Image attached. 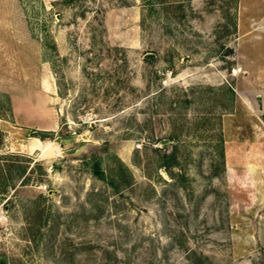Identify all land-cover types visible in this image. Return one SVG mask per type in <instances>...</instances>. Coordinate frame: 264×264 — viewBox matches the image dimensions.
<instances>
[{
	"label": "rangeland",
	"instance_id": "rangeland-1",
	"mask_svg": "<svg viewBox=\"0 0 264 264\" xmlns=\"http://www.w3.org/2000/svg\"><path fill=\"white\" fill-rule=\"evenodd\" d=\"M16 1L0 262L264 264V121L245 78L264 65V0Z\"/></svg>",
	"mask_w": 264,
	"mask_h": 264
},
{
	"label": "crops",
	"instance_id": "crops-1",
	"mask_svg": "<svg viewBox=\"0 0 264 264\" xmlns=\"http://www.w3.org/2000/svg\"><path fill=\"white\" fill-rule=\"evenodd\" d=\"M25 23L24 14L21 7L19 4H17L16 0H12V20L0 19V27L12 26L14 30V28L17 26H25ZM13 32L12 35H14ZM245 78L249 83V90L253 96V103H248V107L254 112L257 111L261 115H264V65L262 66L256 64L254 67L249 69L247 74H245Z\"/></svg>",
	"mask_w": 264,
	"mask_h": 264
},
{
	"label": "trees",
	"instance_id": "trees-1",
	"mask_svg": "<svg viewBox=\"0 0 264 264\" xmlns=\"http://www.w3.org/2000/svg\"><path fill=\"white\" fill-rule=\"evenodd\" d=\"M4 99H5L6 108L1 104L2 110L4 109L8 113H12V107H11L10 99L6 95L4 96ZM0 118H2L1 114H0ZM262 119L264 121V115H262ZM32 135L37 137V138H39V139H41V140H44V139H46V137H48L46 133L39 132V131H33ZM160 161H162L161 164H160L161 167H172V166L177 164L175 162L174 153L162 155ZM119 166H120V168H122V164L121 163H119ZM4 171H5V168L0 166V180L3 179V177H4ZM93 173L99 179H102V180H106L107 179L105 172L101 169L100 164L97 161L94 162V164H93ZM119 175H120L119 172H113V176L110 178L112 180L110 182H113L114 179H118ZM120 178H121V175H120ZM6 193H7V189L4 188L2 190V194H6ZM0 264H6V263H5V261H3V262L1 261Z\"/></svg>",
	"mask_w": 264,
	"mask_h": 264
},
{
	"label": "water",
	"instance_id": "water-1",
	"mask_svg": "<svg viewBox=\"0 0 264 264\" xmlns=\"http://www.w3.org/2000/svg\"><path fill=\"white\" fill-rule=\"evenodd\" d=\"M57 141H59V140H57ZM84 144H81L80 146H83ZM77 150V149H76ZM76 150H72V151H70L69 153H74V152H76Z\"/></svg>",
	"mask_w": 264,
	"mask_h": 264
},
{
	"label": "bare ground",
	"instance_id": "bare-ground-1",
	"mask_svg": "<svg viewBox=\"0 0 264 264\" xmlns=\"http://www.w3.org/2000/svg\"><path fill=\"white\" fill-rule=\"evenodd\" d=\"M34 140H38L37 138H35Z\"/></svg>",
	"mask_w": 264,
	"mask_h": 264
}]
</instances>
